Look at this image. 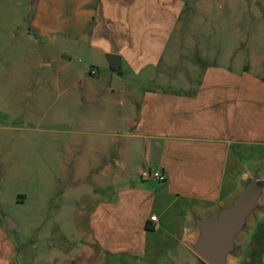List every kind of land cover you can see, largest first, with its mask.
Masks as SVG:
<instances>
[{"label":"rangeland","instance_id":"obj_1","mask_svg":"<svg viewBox=\"0 0 264 264\" xmlns=\"http://www.w3.org/2000/svg\"><path fill=\"white\" fill-rule=\"evenodd\" d=\"M94 2L0 0V264H200L180 246L146 258L92 252L78 202L93 184L112 190L116 170L103 175V166L131 130L139 91L138 76L124 64L111 72L95 43ZM182 4L176 41L206 51L186 59L264 74V0ZM253 229L242 254L260 249Z\"/></svg>","mask_w":264,"mask_h":264},{"label":"crops","instance_id":"obj_2","mask_svg":"<svg viewBox=\"0 0 264 264\" xmlns=\"http://www.w3.org/2000/svg\"><path fill=\"white\" fill-rule=\"evenodd\" d=\"M182 5V0L93 4L95 43L105 54L120 56V69L124 64L133 71L139 88L132 96L137 112L131 130L123 131L125 140L114 145L116 157L103 166V175L116 170L112 190L100 195L93 184V192L78 202L98 256L146 258L173 246L191 252L190 212L223 204L238 191L249 160L264 163V74L201 63L198 56L186 59L206 51L190 52L176 41ZM154 172L165 182L153 179ZM253 228L250 244L261 243L260 249L252 245L233 264H264V214Z\"/></svg>","mask_w":264,"mask_h":264},{"label":"water","instance_id":"obj_3","mask_svg":"<svg viewBox=\"0 0 264 264\" xmlns=\"http://www.w3.org/2000/svg\"><path fill=\"white\" fill-rule=\"evenodd\" d=\"M42 0H31L36 7ZM109 70L120 74V56L107 53ZM238 191L226 202L207 212H190L188 249L203 264H233L240 254V239L264 214V164H252ZM6 228L13 222L6 218Z\"/></svg>","mask_w":264,"mask_h":264},{"label":"built area","instance_id":"obj_4","mask_svg":"<svg viewBox=\"0 0 264 264\" xmlns=\"http://www.w3.org/2000/svg\"><path fill=\"white\" fill-rule=\"evenodd\" d=\"M94 72H92L93 74ZM153 179H155L156 181L160 182V183H163L165 182V176L162 175L161 173L159 172H154L150 175ZM150 220L151 221H155L156 220V217L155 216H151L150 217Z\"/></svg>","mask_w":264,"mask_h":264},{"label":"trees","instance_id":"obj_5","mask_svg":"<svg viewBox=\"0 0 264 264\" xmlns=\"http://www.w3.org/2000/svg\"><path fill=\"white\" fill-rule=\"evenodd\" d=\"M201 264H203V263L201 262Z\"/></svg>","mask_w":264,"mask_h":264}]
</instances>
